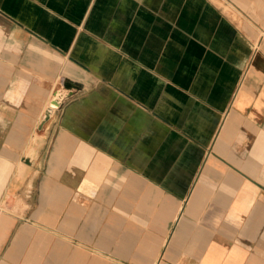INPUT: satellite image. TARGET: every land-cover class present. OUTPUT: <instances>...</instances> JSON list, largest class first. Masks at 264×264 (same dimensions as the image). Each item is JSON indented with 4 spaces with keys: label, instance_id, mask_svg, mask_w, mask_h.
Segmentation results:
<instances>
[{
    "label": "crops",
    "instance_id": "0c3cea01",
    "mask_svg": "<svg viewBox=\"0 0 264 264\" xmlns=\"http://www.w3.org/2000/svg\"><path fill=\"white\" fill-rule=\"evenodd\" d=\"M218 1L0 0V264H264V0Z\"/></svg>",
    "mask_w": 264,
    "mask_h": 264
},
{
    "label": "water",
    "instance_id": "95a60500",
    "mask_svg": "<svg viewBox=\"0 0 264 264\" xmlns=\"http://www.w3.org/2000/svg\"><path fill=\"white\" fill-rule=\"evenodd\" d=\"M57 102L56 101H52L51 104L49 105V108L45 111V116H44V120H46L49 115H50V112H51V109L54 108V107H57Z\"/></svg>",
    "mask_w": 264,
    "mask_h": 264
},
{
    "label": "rangeland",
    "instance_id": "374dc122",
    "mask_svg": "<svg viewBox=\"0 0 264 264\" xmlns=\"http://www.w3.org/2000/svg\"><path fill=\"white\" fill-rule=\"evenodd\" d=\"M220 2L222 3V2H224V1H223V0L218 1V5L222 6L223 3L221 4ZM222 7H223V6H222Z\"/></svg>",
    "mask_w": 264,
    "mask_h": 264
}]
</instances>
